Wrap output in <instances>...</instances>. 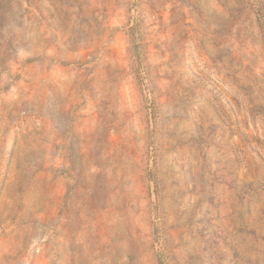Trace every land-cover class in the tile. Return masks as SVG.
I'll return each instance as SVG.
<instances>
[{"label": "rangeland", "instance_id": "1", "mask_svg": "<svg viewBox=\"0 0 264 264\" xmlns=\"http://www.w3.org/2000/svg\"><path fill=\"white\" fill-rule=\"evenodd\" d=\"M0 264H264V0H0Z\"/></svg>", "mask_w": 264, "mask_h": 264}]
</instances>
